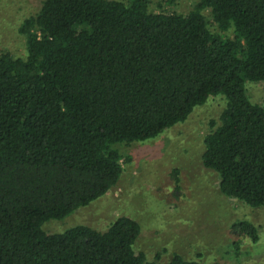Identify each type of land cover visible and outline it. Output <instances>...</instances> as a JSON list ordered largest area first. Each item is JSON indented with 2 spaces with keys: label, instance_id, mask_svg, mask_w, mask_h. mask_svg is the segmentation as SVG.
<instances>
[{
  "label": "trees",
  "instance_id": "16d2710c",
  "mask_svg": "<svg viewBox=\"0 0 264 264\" xmlns=\"http://www.w3.org/2000/svg\"><path fill=\"white\" fill-rule=\"evenodd\" d=\"M149 3L43 0L19 29L26 55L0 54V264H221L147 260L127 216L105 231L42 228L117 184L130 160L119 143L159 135L211 95L226 105L202 163L223 195L264 206V105L245 87L264 81V0H199L188 13ZM231 230L259 237L248 220Z\"/></svg>",
  "mask_w": 264,
  "mask_h": 264
},
{
  "label": "rangeland",
  "instance_id": "374dc122",
  "mask_svg": "<svg viewBox=\"0 0 264 264\" xmlns=\"http://www.w3.org/2000/svg\"><path fill=\"white\" fill-rule=\"evenodd\" d=\"M198 1L150 0L149 9L188 13ZM42 2L0 0V54L26 55V40L19 29ZM205 14L212 21L210 12ZM210 27L219 31L214 24ZM232 34L233 29L227 35ZM245 87L252 102L264 105V81H246ZM225 105L224 95H211L185 121L159 135L119 143L117 148L130 160L123 163L117 184L67 217L46 221L43 230L60 233L84 224L105 231L118 217L127 216L141 227L133 247L147 260L165 263L178 253L201 263L264 264V206H247L223 195L219 175L202 163L205 136L213 123H220ZM240 220L255 225L256 241L231 230L232 223Z\"/></svg>",
  "mask_w": 264,
  "mask_h": 264
}]
</instances>
